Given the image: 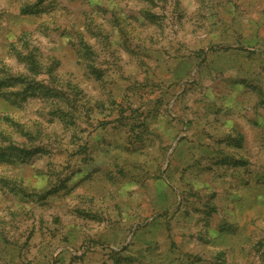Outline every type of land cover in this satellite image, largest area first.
I'll list each match as a JSON object with an SVG mask.
<instances>
[{
	"label": "rangeland",
	"instance_id": "rangeland-1",
	"mask_svg": "<svg viewBox=\"0 0 264 264\" xmlns=\"http://www.w3.org/2000/svg\"><path fill=\"white\" fill-rule=\"evenodd\" d=\"M0 264H264V0H0Z\"/></svg>",
	"mask_w": 264,
	"mask_h": 264
}]
</instances>
